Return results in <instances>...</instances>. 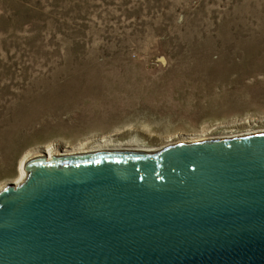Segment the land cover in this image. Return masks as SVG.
<instances>
[{"label":"rangeland","instance_id":"rangeland-1","mask_svg":"<svg viewBox=\"0 0 264 264\" xmlns=\"http://www.w3.org/2000/svg\"><path fill=\"white\" fill-rule=\"evenodd\" d=\"M263 118L264 0H0V187L38 146Z\"/></svg>","mask_w":264,"mask_h":264},{"label":"water","instance_id":"water-1","mask_svg":"<svg viewBox=\"0 0 264 264\" xmlns=\"http://www.w3.org/2000/svg\"><path fill=\"white\" fill-rule=\"evenodd\" d=\"M52 157L0 189V264H264V133Z\"/></svg>","mask_w":264,"mask_h":264},{"label":"bare ground","instance_id":"bare-ground-1","mask_svg":"<svg viewBox=\"0 0 264 264\" xmlns=\"http://www.w3.org/2000/svg\"><path fill=\"white\" fill-rule=\"evenodd\" d=\"M248 120V119H247ZM252 120L255 123V119H249V121L252 122ZM250 122V123H251ZM264 122V118H263ZM217 127V126H216ZM216 128H212V126H204L203 130L201 132L193 133L191 136H179L180 139L178 141H174L172 143H167V145H164L163 147H145L142 145L139 139H136L135 141L127 142L124 145H118L113 143V140L110 136H103L99 139H96L94 143L89 146L86 142H81L78 145L69 146L66 144L64 145V148L61 150L58 149V146L54 145V143H50L45 146H38L43 147L42 149H32L29 150L26 155L22 158L19 167H18V176L12 180L13 182H21L26 177L28 171L25 169L28 162L32 160L42 159L46 158V162H49L53 160L54 158L52 156H79L87 153H92L96 151H134V152H145V153H158L165 148L169 147V145L179 144V143H191V142H200L205 140H213V139H221V138H232V137H238V136H244V135H251V134H259L264 133V130H254V131H248L244 133H221V134H213V131ZM232 132V130L230 131ZM3 186V185H2ZM1 186V187H2ZM0 187V189H1Z\"/></svg>","mask_w":264,"mask_h":264}]
</instances>
